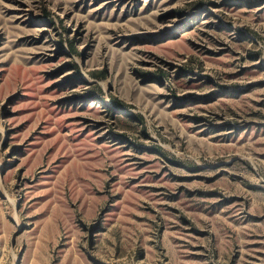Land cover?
<instances>
[{
	"label": "rangeland",
	"instance_id": "374dc122",
	"mask_svg": "<svg viewBox=\"0 0 264 264\" xmlns=\"http://www.w3.org/2000/svg\"><path fill=\"white\" fill-rule=\"evenodd\" d=\"M0 264H264V0H0Z\"/></svg>",
	"mask_w": 264,
	"mask_h": 264
}]
</instances>
